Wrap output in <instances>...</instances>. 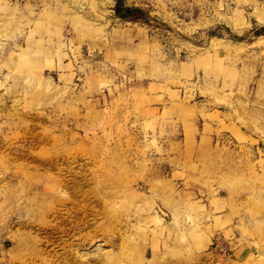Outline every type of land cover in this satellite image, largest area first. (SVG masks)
Here are the masks:
<instances>
[{
  "label": "rangeland",
  "instance_id": "1",
  "mask_svg": "<svg viewBox=\"0 0 264 264\" xmlns=\"http://www.w3.org/2000/svg\"><path fill=\"white\" fill-rule=\"evenodd\" d=\"M0 264H264V0H0Z\"/></svg>",
  "mask_w": 264,
  "mask_h": 264
},
{
  "label": "bare ground",
  "instance_id": "2",
  "mask_svg": "<svg viewBox=\"0 0 264 264\" xmlns=\"http://www.w3.org/2000/svg\"><path fill=\"white\" fill-rule=\"evenodd\" d=\"M263 21V20H262Z\"/></svg>",
  "mask_w": 264,
  "mask_h": 264
}]
</instances>
